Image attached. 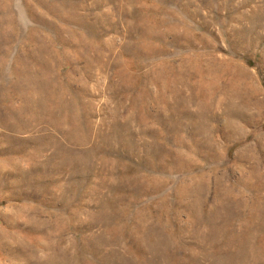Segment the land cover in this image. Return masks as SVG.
<instances>
[{
    "label": "rangeland",
    "instance_id": "rangeland-1",
    "mask_svg": "<svg viewBox=\"0 0 264 264\" xmlns=\"http://www.w3.org/2000/svg\"><path fill=\"white\" fill-rule=\"evenodd\" d=\"M0 264H264V0H0Z\"/></svg>",
    "mask_w": 264,
    "mask_h": 264
}]
</instances>
